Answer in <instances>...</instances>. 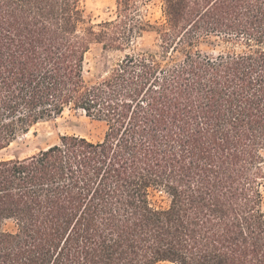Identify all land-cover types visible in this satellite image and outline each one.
<instances>
[{
    "label": "trees",
    "instance_id": "16d2710c",
    "mask_svg": "<svg viewBox=\"0 0 264 264\" xmlns=\"http://www.w3.org/2000/svg\"><path fill=\"white\" fill-rule=\"evenodd\" d=\"M151 1L0 0V151L67 108L107 127L0 158V264H264V0ZM96 42L126 53L91 78Z\"/></svg>",
    "mask_w": 264,
    "mask_h": 264
},
{
    "label": "rangeland",
    "instance_id": "374dc122",
    "mask_svg": "<svg viewBox=\"0 0 264 264\" xmlns=\"http://www.w3.org/2000/svg\"><path fill=\"white\" fill-rule=\"evenodd\" d=\"M87 20L90 24H97L107 19H114L117 14V0H84ZM147 19L162 20V2L152 0L141 7ZM89 25V24H88ZM156 34L146 32L136 40L131 48H155ZM217 48L212 44H203L202 49L212 51ZM125 51L105 49L102 43H92L86 56V76L95 78L111 68L125 56ZM107 127L104 122L92 119L81 110L67 108L60 116L38 123L29 132L20 135L9 147L0 151V158H25L38 153L53 144L60 142L63 135H80L97 141L105 137ZM152 200L155 204H167L166 196L162 192H154ZM161 264H172L163 262Z\"/></svg>",
    "mask_w": 264,
    "mask_h": 264
}]
</instances>
